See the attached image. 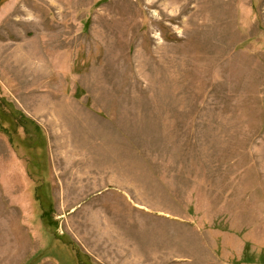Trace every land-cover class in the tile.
Returning <instances> with one entry per match:
<instances>
[{"label": "rangeland", "instance_id": "obj_1", "mask_svg": "<svg viewBox=\"0 0 264 264\" xmlns=\"http://www.w3.org/2000/svg\"><path fill=\"white\" fill-rule=\"evenodd\" d=\"M0 264H264V0H0Z\"/></svg>", "mask_w": 264, "mask_h": 264}]
</instances>
